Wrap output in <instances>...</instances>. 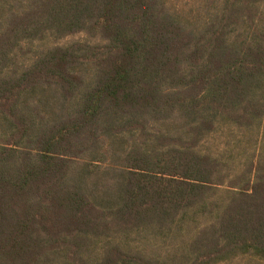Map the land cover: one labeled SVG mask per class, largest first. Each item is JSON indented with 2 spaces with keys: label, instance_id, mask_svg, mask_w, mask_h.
<instances>
[{
  "label": "trees",
  "instance_id": "1",
  "mask_svg": "<svg viewBox=\"0 0 264 264\" xmlns=\"http://www.w3.org/2000/svg\"><path fill=\"white\" fill-rule=\"evenodd\" d=\"M0 264H264V0H0Z\"/></svg>",
  "mask_w": 264,
  "mask_h": 264
},
{
  "label": "rangeland",
  "instance_id": "2",
  "mask_svg": "<svg viewBox=\"0 0 264 264\" xmlns=\"http://www.w3.org/2000/svg\"><path fill=\"white\" fill-rule=\"evenodd\" d=\"M86 38H87V36L85 34L79 33V34H75V35L63 38V39L57 41V43H59V44H67V43H70V42H73V41H76V40H83V39H86ZM48 42L49 41H47V43ZM37 45H43V44L38 42ZM32 47H33V44H32ZM32 50H33V48H32ZM26 51L28 53L29 48H27ZM32 53H34V51ZM30 56H31V52H29L26 55V57H30ZM231 134H232V131L229 128H225L224 130H222L221 134H217V136L210 143H208V146H212L214 149H220V150L221 149L224 150L225 148H229V142H228L227 136H229ZM244 159H245V157L241 161H239L237 163L242 164ZM101 181H102V183H106V184H108L111 187L112 183H113V177L108 175V176L103 177V179Z\"/></svg>",
  "mask_w": 264,
  "mask_h": 264
}]
</instances>
